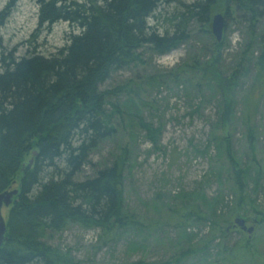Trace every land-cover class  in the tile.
Returning <instances> with one entry per match:
<instances>
[{
	"label": "trees",
	"instance_id": "trees-1",
	"mask_svg": "<svg viewBox=\"0 0 264 264\" xmlns=\"http://www.w3.org/2000/svg\"><path fill=\"white\" fill-rule=\"evenodd\" d=\"M14 2L8 0L0 9V28L12 13ZM173 2L176 0H36L37 24L28 39L34 51L16 56L15 50L4 48L0 37V193L18 182V196L6 216L7 240L0 247V264H74L68 253L47 242L69 224L101 229L104 234L140 226L136 214L123 205L125 151L92 176L75 178L101 143L116 134L117 120L126 112L114 101V96L126 89H106L104 84L113 73L142 62V50L157 56L169 53L188 40L192 22L211 34L207 26L212 16L222 13L225 22L232 19L243 25L246 40L229 75L218 71L216 51L222 41H214L213 60L206 63L207 72L200 77L213 95L220 96V119L235 106V84L249 66L254 72L252 88L263 86L264 0L180 2L181 10L164 19L167 26L159 33L156 12L161 5ZM58 22L73 29L65 45L48 56L36 53L33 41ZM196 64L188 71L195 72ZM134 113L129 114L135 126L156 145L161 127H153ZM33 151L37 153L34 157ZM230 161L236 175V209L241 215L251 211L262 225L264 209L255 207V199L264 192V171L251 172L232 157ZM250 183L254 200L248 197ZM247 202L250 207L240 209ZM216 205H211L209 216L196 220L229 224L222 218L225 212ZM226 209L231 212L228 206ZM226 229H222V236L228 234ZM188 237L193 242L196 235ZM213 240L194 252L207 254ZM250 242L247 238L241 248L248 250Z\"/></svg>",
	"mask_w": 264,
	"mask_h": 264
},
{
	"label": "rangeland",
	"instance_id": "rangeland-1",
	"mask_svg": "<svg viewBox=\"0 0 264 264\" xmlns=\"http://www.w3.org/2000/svg\"><path fill=\"white\" fill-rule=\"evenodd\" d=\"M7 1L0 0V9ZM192 1L176 0L161 5L156 12L158 24L155 22L159 33L167 26L164 19L181 10L180 2ZM14 3L12 13L0 28V37L6 50H15L16 56H24L34 51L28 39L36 28L38 7L36 0H15ZM201 29L198 23H190L188 40L165 55L142 50V62L113 73L104 84L106 89H126L114 96V101L126 112L117 120L116 134L90 155L88 164L75 179L92 176L125 151L123 205L136 214L140 226L104 234L101 229L69 224L61 233L48 237L47 242L68 253L74 264L139 261L144 264H264V223L254 222L257 218H253L251 211L245 215L237 211L236 175L230 161L232 157L241 168L251 172L262 174L264 171V84L252 88L254 72L249 66L246 75L235 84V106L223 119H226L224 123L220 119V96L213 95L200 79L213 60L215 41L212 34ZM72 32L65 22L54 24L33 41L36 53L46 56L54 53L65 45ZM245 40L243 25L232 19L227 21L222 47L216 51L218 71L223 75L234 71ZM194 62L197 63L195 72L188 71ZM132 110L153 127H161L156 145L151 144L145 131L135 126L129 114ZM249 185L248 197L254 200L255 193L251 194L252 184ZM14 189H18L17 180L8 190ZM255 201V207L263 210L264 192ZM212 204L225 212L222 218L228 225L223 222L212 225L210 219L196 220L209 216ZM227 206L231 212L225 210ZM246 207H250V202L240 209L246 210ZM8 209L1 207L4 219ZM236 217L246 219L253 226L250 238L233 226ZM225 227L230 229L222 236ZM190 235H196L193 242L189 240ZM212 237L213 246L207 254L194 252ZM247 238L251 241L249 251L241 248ZM189 247L192 251L186 252Z\"/></svg>",
	"mask_w": 264,
	"mask_h": 264
},
{
	"label": "water",
	"instance_id": "water-1",
	"mask_svg": "<svg viewBox=\"0 0 264 264\" xmlns=\"http://www.w3.org/2000/svg\"><path fill=\"white\" fill-rule=\"evenodd\" d=\"M225 29V17L217 13L212 16L211 18V24H210V30L212 35L214 36L216 42H221L223 38V33ZM37 153L35 151L32 152V156H36ZM32 163V159L29 161V165ZM18 196V190H7L2 193H0V210L1 207H9L12 205V203L15 201V198ZM15 197V198H14ZM234 225H237L241 230L246 231L248 234H251L253 232V226L246 227L245 220L236 217L233 220ZM7 240L6 237V221L1 215L0 211V247L3 245V243Z\"/></svg>",
	"mask_w": 264,
	"mask_h": 264
},
{
	"label": "flooded vegetation",
	"instance_id": "flooded-vegetation-1",
	"mask_svg": "<svg viewBox=\"0 0 264 264\" xmlns=\"http://www.w3.org/2000/svg\"><path fill=\"white\" fill-rule=\"evenodd\" d=\"M245 222H246V226L248 227V226H250V225H248V222H247V220L245 219ZM231 227H232V225H231ZM230 229V228H229ZM229 229L227 230V231H229Z\"/></svg>",
	"mask_w": 264,
	"mask_h": 264
},
{
	"label": "bare ground",
	"instance_id": "bare-ground-1",
	"mask_svg": "<svg viewBox=\"0 0 264 264\" xmlns=\"http://www.w3.org/2000/svg\"><path fill=\"white\" fill-rule=\"evenodd\" d=\"M4 26V25H3Z\"/></svg>",
	"mask_w": 264,
	"mask_h": 264
}]
</instances>
